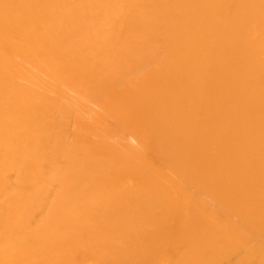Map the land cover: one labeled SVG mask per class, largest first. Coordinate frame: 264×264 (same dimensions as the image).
<instances>
[{"label": "bare ground", "instance_id": "obj_1", "mask_svg": "<svg viewBox=\"0 0 264 264\" xmlns=\"http://www.w3.org/2000/svg\"><path fill=\"white\" fill-rule=\"evenodd\" d=\"M0 264H264V0H0Z\"/></svg>", "mask_w": 264, "mask_h": 264}]
</instances>
